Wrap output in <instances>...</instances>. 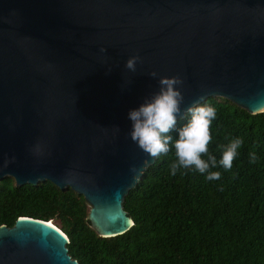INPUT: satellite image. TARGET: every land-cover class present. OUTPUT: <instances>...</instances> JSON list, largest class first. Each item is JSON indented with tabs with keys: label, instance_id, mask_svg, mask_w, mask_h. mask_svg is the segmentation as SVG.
<instances>
[{
	"label": "water",
	"instance_id": "water-1",
	"mask_svg": "<svg viewBox=\"0 0 264 264\" xmlns=\"http://www.w3.org/2000/svg\"><path fill=\"white\" fill-rule=\"evenodd\" d=\"M160 75L181 78L182 108L221 97L264 112V0H0V181L71 188L99 235L127 232L125 198L157 160L127 112ZM69 241L20 216L0 226V264H79Z\"/></svg>",
	"mask_w": 264,
	"mask_h": 264
},
{
	"label": "trees",
	"instance_id": "trees-1",
	"mask_svg": "<svg viewBox=\"0 0 264 264\" xmlns=\"http://www.w3.org/2000/svg\"><path fill=\"white\" fill-rule=\"evenodd\" d=\"M207 102L217 110L209 151L219 159L218 144L237 135L244 140L232 168H219V180L185 169L170 175V147L125 198L132 227L104 237L92 227L83 195L51 181L18 186L7 178L0 181V226L20 216L54 220L79 264H264V112L251 114L221 97Z\"/></svg>",
	"mask_w": 264,
	"mask_h": 264
},
{
	"label": "clouds",
	"instance_id": "clouds-1",
	"mask_svg": "<svg viewBox=\"0 0 264 264\" xmlns=\"http://www.w3.org/2000/svg\"><path fill=\"white\" fill-rule=\"evenodd\" d=\"M139 59L138 55L129 56L124 67L134 72ZM149 74L157 76L155 71ZM158 84L157 91L128 110L129 138L146 154V161L168 153L170 147L174 149L175 159L169 163L170 175L185 169L203 175L206 181L219 180L222 175L219 168H232L233 160L240 154L244 143L243 137L232 136L227 143L218 144V159L209 151V143L213 140L211 125L217 116L216 107L207 101H197L182 108V80L179 76L160 75ZM182 112L186 113L187 119L178 126L177 119ZM113 127L119 130L118 126ZM248 157L249 163H255L258 159L254 151H250Z\"/></svg>",
	"mask_w": 264,
	"mask_h": 264
},
{
	"label": "rangeland",
	"instance_id": "rangeland-1",
	"mask_svg": "<svg viewBox=\"0 0 264 264\" xmlns=\"http://www.w3.org/2000/svg\"><path fill=\"white\" fill-rule=\"evenodd\" d=\"M56 223V222H55Z\"/></svg>",
	"mask_w": 264,
	"mask_h": 264
}]
</instances>
